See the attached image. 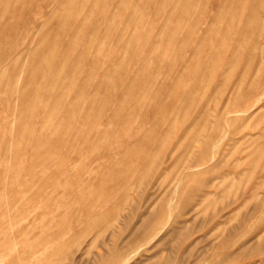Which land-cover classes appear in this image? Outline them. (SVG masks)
I'll list each match as a JSON object with an SVG mask.
<instances>
[{
	"label": "rangeland",
	"instance_id": "obj_1",
	"mask_svg": "<svg viewBox=\"0 0 264 264\" xmlns=\"http://www.w3.org/2000/svg\"><path fill=\"white\" fill-rule=\"evenodd\" d=\"M0 264H264V0H0Z\"/></svg>",
	"mask_w": 264,
	"mask_h": 264
}]
</instances>
